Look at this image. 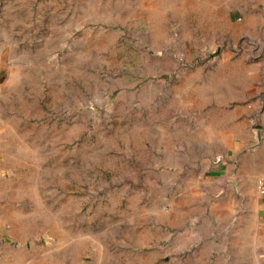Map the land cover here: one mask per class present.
<instances>
[{
	"label": "rangeland",
	"instance_id": "rangeland-1",
	"mask_svg": "<svg viewBox=\"0 0 264 264\" xmlns=\"http://www.w3.org/2000/svg\"><path fill=\"white\" fill-rule=\"evenodd\" d=\"M198 3L0 0V264H264V0Z\"/></svg>",
	"mask_w": 264,
	"mask_h": 264
},
{
	"label": "crops",
	"instance_id": "crops-1",
	"mask_svg": "<svg viewBox=\"0 0 264 264\" xmlns=\"http://www.w3.org/2000/svg\"><path fill=\"white\" fill-rule=\"evenodd\" d=\"M244 1V0H242ZM155 7H149V13L154 12L155 18L163 17V14L160 12V3H167V0H154ZM231 3H236V0H199L197 8L199 10L198 17L200 20L205 19H216L217 17L212 14L214 10L226 9V5L230 7ZM196 16V18H198ZM199 24H223L222 21H211V22H196Z\"/></svg>",
	"mask_w": 264,
	"mask_h": 264
},
{
	"label": "built area",
	"instance_id": "built-area-1",
	"mask_svg": "<svg viewBox=\"0 0 264 264\" xmlns=\"http://www.w3.org/2000/svg\"><path fill=\"white\" fill-rule=\"evenodd\" d=\"M256 190L258 193L264 195V172L258 177L256 181Z\"/></svg>",
	"mask_w": 264,
	"mask_h": 264
}]
</instances>
